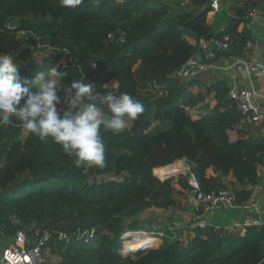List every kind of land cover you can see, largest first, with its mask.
I'll use <instances>...</instances> for the list:
<instances>
[{
  "label": "trees",
  "instance_id": "16d2710c",
  "mask_svg": "<svg viewBox=\"0 0 264 264\" xmlns=\"http://www.w3.org/2000/svg\"><path fill=\"white\" fill-rule=\"evenodd\" d=\"M212 11L210 0H191L186 7L172 0H83L71 9L60 0H0V53L11 54L23 76L60 64L64 83L91 82L101 98L108 91L127 92L145 109L118 135L101 128L102 169L77 166L51 137H21L15 118L0 125V226L24 229L30 237L36 229L66 231L69 241L54 232L48 243L62 255L61 264H264V224L249 225L245 233L223 225L197 228L185 243L164 235L140 256L123 254L122 234L142 228L141 214L176 205V161H187L204 193L228 187L224 177L231 175L242 205L252 198L248 187L264 182V137L230 140L228 130L242 115L226 81L195 94L189 87L199 77L172 76L197 54L188 36L228 37V47L218 54L229 58L243 56L256 42L243 10L218 32L208 23ZM20 33L50 47L43 49L42 63L22 46ZM114 79L117 89L108 86ZM212 92L214 107L207 99ZM89 102L107 114L100 98L84 101ZM196 107L198 116L191 112ZM211 168L215 175L208 173ZM189 177L188 172L178 182L184 189L191 187ZM13 214L21 220L18 226L11 223Z\"/></svg>",
  "mask_w": 264,
  "mask_h": 264
},
{
  "label": "clouds",
  "instance_id": "9594fccd",
  "mask_svg": "<svg viewBox=\"0 0 264 264\" xmlns=\"http://www.w3.org/2000/svg\"><path fill=\"white\" fill-rule=\"evenodd\" d=\"M81 3L83 0H60V5L69 9ZM65 76L60 64L23 76L14 57L0 53V125H8L15 118L41 140L51 137L74 158L77 166L102 169L106 167V158L101 128L117 135L122 133L128 129L129 121L143 114L144 106L127 92L117 95L108 91L101 98L93 83H64ZM98 98L106 106L107 114L96 102L84 103ZM60 105L65 106L62 115Z\"/></svg>",
  "mask_w": 264,
  "mask_h": 264
},
{
  "label": "built area",
  "instance_id": "2783aa9c",
  "mask_svg": "<svg viewBox=\"0 0 264 264\" xmlns=\"http://www.w3.org/2000/svg\"><path fill=\"white\" fill-rule=\"evenodd\" d=\"M211 7L214 11L221 10L222 0H210ZM179 7H186L191 4V0H178ZM246 17L252 21L262 19L264 20V13H262L258 7L253 6L246 12ZM111 39L114 38V34H110ZM201 41L200 49L204 51L205 56L196 58L195 56L190 58L185 64L173 72L172 76L180 80H187L202 76L210 68L216 66V63L211 61L215 54V50H212L211 44L213 43L219 49H225L228 47V37L225 41H221L215 38L211 40ZM38 49L50 48L46 45L38 43ZM199 56V55H198ZM237 63L230 61L229 66L234 67ZM246 64V62H245ZM228 96L232 99L240 111L242 117L241 120L233 127L243 129L247 132H253L256 137H264V117L262 116V106L258 102V98L263 97L262 93L253 86L240 87L233 85L229 87ZM64 105L58 106L60 111H63ZM191 112L198 116L197 107L192 109ZM190 173L189 184L190 188L186 189V196L193 202L194 214L192 219L186 224L172 223L166 226H159L151 231L144 230H126L122 234L123 238V254L127 255L130 248H125L124 243L128 237L133 234L144 231L145 234L150 235L151 239L161 240L162 236L167 235L174 240H180L182 243L187 242L188 233H194L197 228H207L209 226H215L216 228L221 227L220 224H215L212 221V217L217 212L227 211H241L246 212L259 211V207L256 203L239 204L236 200V196L233 189L230 187H222L211 193H204L200 189L199 182L196 176L190 172V166L188 167ZM11 223L14 226H18L21 223L20 218L13 214L10 217ZM264 218L255 217L253 219H246L244 221H234L227 225H223L225 230L231 231L235 228H241L242 233L246 232V227L249 225H263ZM164 229H162V228ZM167 230L170 232L168 233ZM15 237L12 242L4 247L0 264H45L48 256V243L56 232L60 240L69 241V235L66 231L56 230L51 231L48 229H36L33 237L28 236L26 230L18 228L15 231ZM182 232L181 235H179ZM91 236L94 235L92 231ZM155 245L153 241H149L144 247L153 248L159 246Z\"/></svg>",
  "mask_w": 264,
  "mask_h": 264
},
{
  "label": "crops",
  "instance_id": "0c3cea01",
  "mask_svg": "<svg viewBox=\"0 0 264 264\" xmlns=\"http://www.w3.org/2000/svg\"><path fill=\"white\" fill-rule=\"evenodd\" d=\"M177 3L178 0H176V4ZM173 4L176 5L174 2ZM221 6V10L217 12L212 11L208 16V23L216 32L219 31L218 28L222 30L229 23V20L232 17L239 16V12L242 10L246 13L250 8L256 6L262 13H264V0H222ZM250 26L256 32L257 40L256 42L248 45L243 56H233L229 58L224 55H219L218 52L220 51V49L213 43L211 44L212 50H215V54L212 57L213 59L211 61L216 63V66L210 68L202 76L197 78L195 82L190 83L189 90L197 94L204 91L207 86L213 84L218 79L225 80L229 87L233 85H237L240 87L253 86L254 88H257L263 95V97L258 98V102L262 106V116L264 117V20L258 19L252 21L250 23ZM188 39L197 47L196 55H199L204 59L205 53L200 49V39L198 40L195 36H188ZM230 61L236 62L237 64L234 67H230ZM117 83L118 81L116 80L115 87L113 88L118 87ZM207 99L210 101L211 107H214L217 104V101L214 98V92L210 93L207 96ZM228 133L231 141H236L237 139L243 137H256V134L253 132H247L243 129L239 130L235 127L230 128L228 130ZM208 173L210 175L216 174L213 168H211ZM224 181L227 185H233L234 183L231 175L225 176ZM248 189L252 191V198L250 199V203H256L259 207V211L246 212L245 210H231L223 213L217 212L213 216L212 221L215 224L227 225L234 221H244L246 219H253L255 217L264 218L263 179L258 185L254 187L250 186L248 187ZM174 192L176 205L173 208H169L167 210L169 212L168 217H171V220H168L166 223H178L181 225L186 224L192 219L194 214L193 202L187 198L186 189H184L179 183L174 185ZM217 219L219 221H216ZM9 227L10 228L5 230L2 226H0V260L4 247L12 242L15 237L16 232L13 230V226L10 225ZM1 240H4V242H2Z\"/></svg>",
  "mask_w": 264,
  "mask_h": 264
},
{
  "label": "rangeland",
  "instance_id": "374dc122",
  "mask_svg": "<svg viewBox=\"0 0 264 264\" xmlns=\"http://www.w3.org/2000/svg\"><path fill=\"white\" fill-rule=\"evenodd\" d=\"M173 2L176 4V0ZM218 30H220V28H218ZM19 38L22 41V46L32 48L34 59L36 61H41L40 63H42L43 54L45 51L39 50L35 44H32L31 41L33 40V38H31L30 36H27V34H25V33H20ZM60 62H65V59H62ZM115 84H116V79L111 81L108 84V86L109 87H115ZM63 110H64V108H63ZM130 126H131V121H129V127ZM28 133L29 132L23 128L22 133H21V135H22L21 137L26 136ZM180 162H181L180 164L183 167L182 170L178 174L171 176V177L176 178L173 181L174 185L178 184L181 176H184L188 173L189 164L187 163V161L185 159H182V160H180ZM175 168L177 170V166H175ZM179 184L181 185V183H179ZM231 185H228V187L230 188ZM167 210L168 209L152 207V208L148 209V211H146L145 213L141 214L138 217L141 220L140 226H142V228L140 230L151 231V230L155 229L156 227L166 226V222L168 220H171L170 219L171 217H168L169 212ZM212 219H213V217H212ZM216 221H219V220L217 219ZM220 222H222V221H220ZM160 239H161L160 240V244H161L163 239L162 238H160ZM1 241L4 242V240H1ZM58 252L59 251L53 253L50 250V248L48 247V256H47L46 264H61L63 262V258H62V255Z\"/></svg>",
  "mask_w": 264,
  "mask_h": 264
},
{
  "label": "bare ground",
  "instance_id": "6f19581e",
  "mask_svg": "<svg viewBox=\"0 0 264 264\" xmlns=\"http://www.w3.org/2000/svg\"><path fill=\"white\" fill-rule=\"evenodd\" d=\"M180 160L176 161L174 165V170L178 174L182 170V165L180 164ZM177 166V170L175 168ZM151 239L150 235L145 234L144 231L133 234L131 237L125 240L124 247L130 248L132 251H135L139 248H143L145 244H147ZM158 240V239H157Z\"/></svg>",
  "mask_w": 264,
  "mask_h": 264
},
{
  "label": "water",
  "instance_id": "95a60500",
  "mask_svg": "<svg viewBox=\"0 0 264 264\" xmlns=\"http://www.w3.org/2000/svg\"><path fill=\"white\" fill-rule=\"evenodd\" d=\"M196 58H200V56L196 55L195 56ZM155 174V172H154ZM157 175V174H155ZM158 176V175H157ZM159 178H161L160 176H158ZM166 178H170V177H166ZM162 179V178H161ZM165 179V178H164ZM150 248L148 247H143V248H139L135 251H132L131 249L128 251L127 255L128 257H137V256H140L142 254H144L147 250H149Z\"/></svg>",
  "mask_w": 264,
  "mask_h": 264
}]
</instances>
